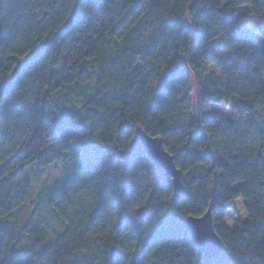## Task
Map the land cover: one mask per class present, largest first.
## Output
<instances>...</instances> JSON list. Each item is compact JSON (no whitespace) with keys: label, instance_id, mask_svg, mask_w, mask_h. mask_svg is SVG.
Returning <instances> with one entry per match:
<instances>
[{"label":"trees","instance_id":"trees-1","mask_svg":"<svg viewBox=\"0 0 264 264\" xmlns=\"http://www.w3.org/2000/svg\"><path fill=\"white\" fill-rule=\"evenodd\" d=\"M10 75L0 264H111V248L120 264H264V0H0V85ZM233 96L231 119L212 109ZM136 127L162 139L182 199L132 146ZM52 165L61 230L26 237L5 218L34 191L28 170ZM208 208L224 250L204 262L183 223Z\"/></svg>","mask_w":264,"mask_h":264},{"label":"rangeland","instance_id":"rangeland-1","mask_svg":"<svg viewBox=\"0 0 264 264\" xmlns=\"http://www.w3.org/2000/svg\"><path fill=\"white\" fill-rule=\"evenodd\" d=\"M238 10L248 14L244 23L245 26L250 30L255 29L258 24L249 13L250 7L241 6ZM209 70L210 73L214 75H219L220 73L215 69L214 64H210ZM193 93L192 100L195 102L197 93H195V91ZM70 95H73V93ZM73 97H76V95H73ZM237 103H239L238 98L233 96V98L222 100L220 105L213 104L212 109L224 115L226 118L231 119V108ZM191 116L194 117L193 112ZM29 167L25 169L26 176ZM28 178H30L34 189L30 199L27 200V203L23 207L17 209L14 214L5 218V221L8 222L10 227L15 228L20 234L26 237L30 236L32 229L37 226L38 229H42V232L46 235L47 240H51L57 234L56 232L61 230V227L55 221L53 213L46 204L47 200L44 190L47 189L48 186L56 184L63 178L61 167L59 165H52L45 169L37 166L31 167L28 170ZM245 218L246 216L243 211V202L242 199L239 198L235 202V211L228 213L227 224L234 228L237 226L239 221H243ZM28 242L29 238H23L19 247H28Z\"/></svg>","mask_w":264,"mask_h":264},{"label":"water","instance_id":"water-1","mask_svg":"<svg viewBox=\"0 0 264 264\" xmlns=\"http://www.w3.org/2000/svg\"><path fill=\"white\" fill-rule=\"evenodd\" d=\"M13 75H10L0 85V96L3 97L9 92ZM132 146L139 147L146 153L154 164L156 173L164 178H170L172 183V191L176 199H182L184 196V185L182 183V172H180L173 161V157L164 150L162 139L159 137H151L136 127L132 138ZM208 215H202V220L196 219V216L187 217L184 220V227L194 238L195 246L198 251L200 260L216 261L223 252V244L221 239L215 234L212 223L211 208H208ZM137 218H143L147 215V207L140 206L136 212ZM200 217V216H199ZM110 259L117 255L115 248H111Z\"/></svg>","mask_w":264,"mask_h":264},{"label":"snow or ice","instance_id":"snow-or-ice-1","mask_svg":"<svg viewBox=\"0 0 264 264\" xmlns=\"http://www.w3.org/2000/svg\"><path fill=\"white\" fill-rule=\"evenodd\" d=\"M0 94H2V93H0ZM204 215H208V213L205 212ZM203 218H204L203 216L196 217V219H200V220H202ZM120 259L121 258L119 256V254H117L116 256L113 257V260H112L111 264H120Z\"/></svg>","mask_w":264,"mask_h":264}]
</instances>
